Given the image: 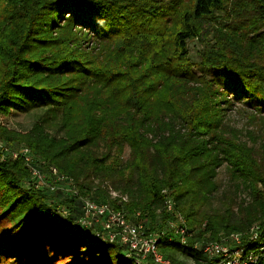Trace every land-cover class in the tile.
<instances>
[{"label":"trees","instance_id":"16d2710c","mask_svg":"<svg viewBox=\"0 0 264 264\" xmlns=\"http://www.w3.org/2000/svg\"><path fill=\"white\" fill-rule=\"evenodd\" d=\"M193 40L206 45L201 73ZM239 100L264 113V0H0V215L30 229L1 252L32 264H136L62 213H77L71 196L35 185L12 154L23 146L42 172L56 167L79 195L124 209L149 232L167 222L169 189L193 231L187 246L161 240L174 264L176 252L211 264L195 243L232 233L247 243L254 224L264 241V142L249 145L227 126ZM37 109L59 116L64 134L44 120L26 131L3 123ZM224 164L252 205L212 213ZM105 184L128 200L112 201Z\"/></svg>","mask_w":264,"mask_h":264},{"label":"built area","instance_id":"2783aa9c","mask_svg":"<svg viewBox=\"0 0 264 264\" xmlns=\"http://www.w3.org/2000/svg\"><path fill=\"white\" fill-rule=\"evenodd\" d=\"M12 154L14 157L20 154L24 156L37 187L54 193L63 190L66 188L64 184H68V192L64 193L73 198L77 213L72 214L63 208L62 213L65 216L75 215L84 232L123 246L126 257L136 264H174L162 253L161 240L174 235L183 246H187L193 235L185 217L177 210L169 189L162 191L163 207L169 215L167 222L161 231L149 232L144 222H136L124 209L110 202H98L79 195L74 181L61 175L56 167L51 166L47 173L42 172L33 162L29 148L23 146ZM125 200L126 197L120 203ZM247 235V243L243 242L242 234L232 233L223 237L222 241L197 242L194 247L202 251L212 261L211 264H264V241L260 239V226L254 224Z\"/></svg>","mask_w":264,"mask_h":264},{"label":"rangeland","instance_id":"374dc122","mask_svg":"<svg viewBox=\"0 0 264 264\" xmlns=\"http://www.w3.org/2000/svg\"><path fill=\"white\" fill-rule=\"evenodd\" d=\"M205 46V44H202L198 40L189 41L192 62L196 64V73L202 72V69L199 67V63L201 61V53ZM226 116L227 126L229 128L239 130L241 140L246 141L249 145L254 146H259L264 142V113L256 111L251 105L246 104L243 100H239L235 101L234 105L228 109ZM39 120H44L46 128L52 134H64L61 129L60 117H54L47 109H37L28 113L13 111L9 114V116L3 119V123H5L10 128L26 131L31 129ZM129 153V147H126L125 153L123 155L124 160L128 159ZM216 183L218 185V189L213 194L211 199L210 208H212V213L224 212L230 207L237 211L241 205H244V207L252 205L248 188L242 181L233 179L228 164H224L218 168ZM105 186L111 187L109 184H105ZM63 187L66 188L61 190V192H68V184H64ZM108 190L112 201L120 202V200H123L124 197H126L125 201L128 200L127 195L123 196L119 191L113 189L112 187L108 188ZM54 198H56V202L58 201L60 204H62V201H65L62 194L59 196H54ZM64 206L66 205L62 204L61 208ZM11 227L12 225L10 224V221L0 215V264H32L28 259H26L27 257L25 255H23L21 258L16 257V255H20L18 251L16 253L10 252L8 254L1 252V249H3L6 244L7 246L9 245L11 247H16L18 242H20L23 237L27 235L26 232H29L30 230H12L13 228ZM7 230L12 231L7 232ZM175 256L177 258V264H181V261H188L190 264H193V261L184 259L180 252H176ZM55 264H59V262H56Z\"/></svg>","mask_w":264,"mask_h":264}]
</instances>
